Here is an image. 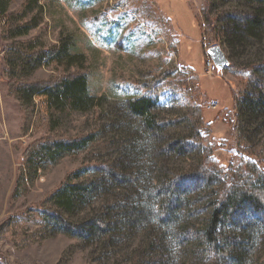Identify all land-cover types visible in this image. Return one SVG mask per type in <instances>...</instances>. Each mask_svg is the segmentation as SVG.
<instances>
[{"label":"rangeland","instance_id":"obj_1","mask_svg":"<svg viewBox=\"0 0 264 264\" xmlns=\"http://www.w3.org/2000/svg\"><path fill=\"white\" fill-rule=\"evenodd\" d=\"M23 2L0 0V254L7 262L183 264L194 252L185 264H264V210L243 205L221 229L228 253L212 250L203 229L219 186L190 179L205 151L235 171L243 159L264 171V121L238 120L255 87L247 67L261 65L264 41L232 38L226 45V28L243 22L250 6L240 0H32L23 13ZM206 15L217 20L213 38ZM214 46L230 65L208 75L204 55ZM63 49L84 56L87 92L96 101L93 109L52 117L40 95L21 94L64 74ZM70 65L72 73L78 64ZM257 78L264 80V70ZM217 79L219 93L211 87ZM144 98L156 99L151 116L160 128L151 130L128 108ZM29 106L33 119L26 125ZM200 106L203 120L213 121L208 129L193 120ZM50 131L86 142L74 153L33 156L28 163L24 152ZM197 131L198 142L191 138ZM171 178L178 182L173 189L159 183ZM85 181L98 188L66 218L84 225L99 216L106 228L91 238L65 235L37 206L60 184ZM43 206L56 210L52 202Z\"/></svg>","mask_w":264,"mask_h":264},{"label":"trees","instance_id":"obj_2","mask_svg":"<svg viewBox=\"0 0 264 264\" xmlns=\"http://www.w3.org/2000/svg\"><path fill=\"white\" fill-rule=\"evenodd\" d=\"M240 1L247 3L250 6L251 11L245 16L243 22H237L236 24L226 28V39L228 40L226 41V45L230 47L229 40L232 38H234L238 43H243L241 42L243 39H252L261 45L264 41V0ZM33 5L34 3H32V0H24L22 4L23 13H27ZM162 9L167 18L170 20V17L172 18V12L165 6H163ZM195 20L199 31L202 34L203 29L201 24L196 17ZM205 21L208 33L213 38L216 31L215 27L217 20H211L206 15ZM57 53H52L51 56L54 57V59H57ZM61 54L68 57L66 65L62 68L64 74L57 79L53 77L48 80V82L27 85L22 88L23 92L21 94L24 96L25 93H28L30 99L32 96L40 95L43 99L45 111L50 113V110L47 107L53 108L54 112L51 115L52 117L56 112L59 114L70 110L85 111L86 109H93L96 101V99L89 96L87 92L85 77L87 71L83 64L84 56L71 57L64 49ZM204 58V60H206L205 55ZM182 59L185 61L183 57ZM70 63L78 64L72 73V65H70ZM189 67L192 68L191 66ZM247 69L252 75L255 87H253L254 90H252L251 96L243 100L240 108L241 116H239L238 120L239 123L245 122V120L246 123H252L253 121L258 120L264 121V80L257 78V73H259L260 70H264V60L260 66L256 63H252L247 67ZM217 81L222 82V80L219 79L216 81L214 80L213 83H215V85H211V87L216 89L217 93H219L220 88H217V85H219ZM220 94V96H223L225 95V92ZM20 96L19 100L23 102L24 100H22ZM223 98L226 99V97ZM218 99L220 102L223 101L220 98ZM156 102L155 98H144L129 101L127 105L133 114L139 116L145 121L148 128L154 130L160 128V123L151 116L152 110L156 106ZM203 110L204 108L201 106L195 108L192 117L197 125V128L208 129L213 121L211 122L212 119H209L208 117L207 119L209 120H206V122L203 120V115H205L203 114ZM33 111L34 110L31 106L25 109L26 125L31 123L33 119ZM52 131H50L49 136L45 139L36 141L27 148L24 155L26 156L28 163L33 156L54 159V157L57 156L74 153L77 150H80L86 142L85 137L66 139L61 134L55 133V131L52 133ZM193 137H196V142L199 141L200 136L198 131L192 135L191 138ZM91 139L92 137H90V141ZM206 141L207 140H204L203 142ZM248 152H251V150L243 151V153ZM103 165L104 167H108L109 164ZM190 172L191 180L217 183L219 186L216 204L209 213L203 232L205 240L212 250L227 251L228 253V249L225 248L222 243L223 233L221 229L226 227L229 217L239 211L243 205H250L257 211L264 210V185L260 184V181L264 179V171L261 169L260 165L257 166L253 162L249 161V159H243L242 164L235 171L231 165L222 164L218 159L212 157L210 151H205L203 155L198 158L196 164L192 167ZM69 176L66 180H69ZM105 180L107 181L108 179ZM159 183L163 186L165 184L169 187V189H173L178 184L176 179L173 178L166 182L165 180H161ZM97 188L98 186L93 185L90 181H85L75 185H70L67 184V182H64L48 194L45 197L43 204L38 205L37 207L46 211L47 217L52 218L63 234H75L77 237L91 238L97 231H103V229L106 228V222L100 220L99 216H96L94 221L90 224H75L74 222L68 220L66 215L73 212V210L78 207L79 202L86 194H91V192ZM46 202L54 203L56 210L45 208L43 205ZM194 255V252L191 253V256L186 255L183 259V264L186 263L189 256L191 260L192 257H195ZM0 264H9L2 254H0Z\"/></svg>","mask_w":264,"mask_h":264},{"label":"water","instance_id":"obj_3","mask_svg":"<svg viewBox=\"0 0 264 264\" xmlns=\"http://www.w3.org/2000/svg\"><path fill=\"white\" fill-rule=\"evenodd\" d=\"M206 55L213 62L218 72H223V70L230 65L229 60L226 58L220 46H214L208 49Z\"/></svg>","mask_w":264,"mask_h":264},{"label":"built area","instance_id":"obj_4","mask_svg":"<svg viewBox=\"0 0 264 264\" xmlns=\"http://www.w3.org/2000/svg\"><path fill=\"white\" fill-rule=\"evenodd\" d=\"M205 71L208 75H212L217 71L216 67L214 66V64L209 59L206 60Z\"/></svg>","mask_w":264,"mask_h":264},{"label":"bare ground","instance_id":"obj_5","mask_svg":"<svg viewBox=\"0 0 264 264\" xmlns=\"http://www.w3.org/2000/svg\"><path fill=\"white\" fill-rule=\"evenodd\" d=\"M207 59H209V58L206 56V60H207ZM206 60H205V63H206ZM209 60H210V59H209ZM210 61H211V60H210ZM211 62H212V61H211ZM212 63H213V62H212ZM214 66H215V65H214ZM216 70H217V68H216Z\"/></svg>","mask_w":264,"mask_h":264}]
</instances>
